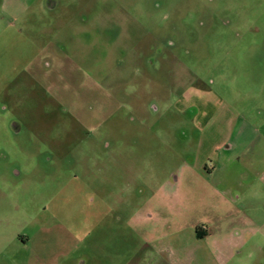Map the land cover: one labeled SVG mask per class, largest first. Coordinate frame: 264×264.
I'll list each match as a JSON object with an SVG mask.
<instances>
[{
    "label": "rangeland",
    "instance_id": "obj_1",
    "mask_svg": "<svg viewBox=\"0 0 264 264\" xmlns=\"http://www.w3.org/2000/svg\"><path fill=\"white\" fill-rule=\"evenodd\" d=\"M248 217L264 0H0V264H264Z\"/></svg>",
    "mask_w": 264,
    "mask_h": 264
},
{
    "label": "crops",
    "instance_id": "obj_2",
    "mask_svg": "<svg viewBox=\"0 0 264 264\" xmlns=\"http://www.w3.org/2000/svg\"><path fill=\"white\" fill-rule=\"evenodd\" d=\"M253 142H252V139H250L249 140V142H248V140L245 138V133H241L240 134V137H239V139H238V141L235 143V150H237V148H240V147H245V146H247V145H250V144H252ZM242 150H240V152H241ZM237 160L239 159V156L236 158ZM217 162H219V163H224V158H222V157H220V159L217 161ZM225 162H226V160H225ZM209 175H211L210 173H208V176ZM247 217V216H246ZM248 218H249V220H248ZM246 220H248V222L250 223V224H252V225H255V226H262V225H264V223L263 224H260V223H257L255 220L253 221V219L251 218V217H248ZM262 232V230H260V228H258V229H254V231H252L251 233V235H253V237H256L257 236V234H259V233H261ZM210 234V231L209 230H207V235H209ZM211 235V234H210Z\"/></svg>",
    "mask_w": 264,
    "mask_h": 264
}]
</instances>
